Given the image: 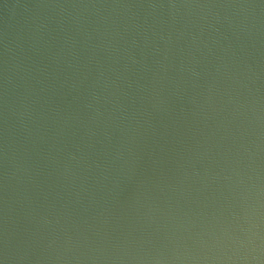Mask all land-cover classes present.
Returning a JSON list of instances; mask_svg holds the SVG:
<instances>
[{"label": "water", "instance_id": "water-1", "mask_svg": "<svg viewBox=\"0 0 264 264\" xmlns=\"http://www.w3.org/2000/svg\"><path fill=\"white\" fill-rule=\"evenodd\" d=\"M0 264H264V0H0Z\"/></svg>", "mask_w": 264, "mask_h": 264}]
</instances>
